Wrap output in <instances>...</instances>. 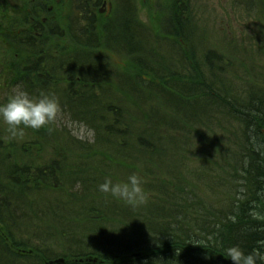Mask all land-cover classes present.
<instances>
[{
    "label": "rangeland",
    "instance_id": "obj_1",
    "mask_svg": "<svg viewBox=\"0 0 264 264\" xmlns=\"http://www.w3.org/2000/svg\"><path fill=\"white\" fill-rule=\"evenodd\" d=\"M106 2L112 12L106 7L101 14L102 4L87 8L78 0L73 9L67 2L61 6L63 17L57 20L56 14L48 21L47 14L38 23L31 21L38 27L31 34L36 46H31L26 39H15L21 31L22 1L0 0V105L17 85L32 97L37 89L54 94L61 104L53 123L24 129L23 137L12 139L0 122V202L6 200L0 204V264L6 263L2 257L7 264H22L15 255L35 245L52 262L64 264L72 254L119 252L123 237L109 235L118 218L113 208L122 201L98 190L106 179L125 181L135 173L145 180L147 202L121 205L129 224L133 211L158 219L159 204L173 210L174 202L184 209L206 203L223 211L244 194V125L228 102L234 109L243 108L264 94V0ZM86 10L90 13L85 21ZM52 31L64 36V55L51 47ZM85 43L92 48L85 49ZM84 53L100 68H87L89 74L79 78ZM197 73L205 83L194 91L196 96L188 95L199 101L185 93L197 85ZM162 75L166 81L172 76L183 81L164 87ZM148 132L154 133L148 140L160 147L157 157L146 147L137 148ZM119 150L132 153L136 161ZM54 164L56 174L47 171L45 185L37 184V169L51 170ZM14 165L33 168L28 185H22ZM160 180L170 186L164 188L168 195L160 190L162 197H154L150 186L159 190ZM180 181L188 193L173 202ZM152 198L154 203L148 201ZM14 241L28 247L19 248ZM29 258L23 257L27 264L41 262L34 255Z\"/></svg>",
    "mask_w": 264,
    "mask_h": 264
},
{
    "label": "trees",
    "instance_id": "obj_2",
    "mask_svg": "<svg viewBox=\"0 0 264 264\" xmlns=\"http://www.w3.org/2000/svg\"><path fill=\"white\" fill-rule=\"evenodd\" d=\"M21 1L20 10L23 13L22 18L18 23V27L21 28V31L19 32L20 35L18 37L17 35L19 33L17 34L16 32L15 39H26L32 44H30L31 46L35 45L33 40H31V34L36 32L33 29L34 23L32 24L31 21H36L38 23L40 18L44 15L47 16V14L48 21L52 20L49 15L56 14L55 19L57 20L60 17H63V14H59L61 6L67 2L69 3L70 8L73 9V3L78 2V0H61L60 4H57L55 0ZM80 2H84V6H87V8L92 5V2L89 0H80ZM103 2L104 0H94V3L98 6ZM49 8H52V10L50 11ZM87 12L88 10L84 12V19L87 17ZM42 27L41 29H43ZM52 34L53 36L50 39L51 47L56 49L59 54L64 55L65 48L62 45L64 43V36L57 31H52ZM81 34L87 37L85 33ZM42 35V38L46 39L44 37L46 35L44 33ZM100 38L102 40L104 36L97 37V39ZM44 43L45 41L41 44L42 48L44 47ZM17 45V47H22V45L18 43ZM84 47L85 49L89 48L86 43ZM48 48L50 49V45L47 46V49ZM91 48L92 47L89 49ZM58 56L59 55L57 54L56 57ZM81 56L82 58L80 60L82 61V68L84 69L85 67L86 70L83 71L82 69V71L79 72L77 70V72L79 73V78H85L89 74L87 68L91 71H97L96 69L99 67L98 64H94V58H91L88 53H84ZM60 57L62 59L64 56ZM53 59L55 60V55ZM212 59L213 56L210 55L208 60L211 64ZM10 68L13 72V65H11ZM197 76L198 80L195 83L197 85H193V91L189 93L185 92L186 96L190 97L192 100L194 98L188 94L193 93V96H196L197 93L194 91L200 87L199 85L205 83L203 76L198 73ZM162 77L163 78L160 77V81L164 87L170 86L177 81H183L176 76L170 77L169 81H166L163 75ZM209 89L210 87H208V91L205 92L207 96H210ZM34 94L38 97L41 93L37 89ZM216 98L224 100L223 98L220 99L219 96ZM194 100L199 101L198 99ZM249 101L250 103L248 102L243 108L239 107L236 109H234L230 105V102H228V107L232 111L237 112L236 114L238 117H241L239 120L244 125L242 137L246 144L244 147V171L241 175L247 184L242 186L244 189L243 195L245 200L240 199L238 201V198L232 200L233 202L230 206L226 205L225 208H223L224 210L222 209L223 211H220V205H212V207H210V205H207L206 203L205 205L197 204L195 207L193 204H190L189 208L184 209L182 205L174 202V200L181 198L180 195L183 193H188L187 187H185L180 181L178 183L176 182L175 190L171 197L174 202L173 210L159 204L160 213L162 215L158 219L152 217L145 218L142 214H139V212L133 211L132 213L130 210L131 217L133 218V220L130 221V224L128 221H125L124 214L126 213V209L121 206L122 204L129 205L122 201L120 204L114 206L115 209L113 208L114 212L117 211L119 218H117V220L121 226L117 229H115V226H112V229L110 230L114 236L118 238L123 237L121 238V241L118 242V245H120L119 252L108 255H96L95 252L92 254H72L66 256L65 264H232V261L227 255V250L233 247H238L245 255L255 253L257 255V264H264V94L258 95ZM221 102L225 103V101ZM148 133H150V135H146L147 137L144 136L135 143L137 148L146 147L147 150L153 151V155L156 156L160 147L154 144L152 140H148V138L151 139L152 134H154L153 132ZM36 145H38V142H36ZM119 152L125 154L126 159L130 162L136 161V158L133 157L132 153H126L120 150ZM148 168L149 167H147V169ZM13 169L15 174L18 175L19 180L24 181L22 185H28L30 183V172L32 173L33 168L29 170V166L28 168H24L23 166L16 167V165H14ZM51 170L50 168H38L35 177V179H37V184L41 183L42 185H45L44 177L47 171H50V174L52 173L53 177L57 171V164H54ZM158 175L155 174L156 178L160 179V176ZM156 183H159V190L156 189L157 186L151 185L149 192H153L154 197H160V190L165 192L166 190H164V188L170 186L164 180H160ZM146 185L147 184H145V186ZM166 193L167 192H165L164 195H168ZM5 201L6 200H2L0 204ZM148 201L154 203L155 200L152 198ZM180 202H182V199ZM2 206L3 205H0V208ZM228 207H230L229 210H227ZM2 215L4 217L6 216L5 213ZM146 222L147 227L144 226ZM139 227H141V231L138 230ZM59 232L62 233L61 231ZM143 234H147L148 237H142L141 235ZM77 235L78 236L76 237H83V239L86 240L91 238L88 236L89 234L77 233ZM111 239L107 240L110 244H112V241H110ZM14 242L19 245V248L28 247L24 242ZM28 248L30 249V252L29 250L24 249L23 251L26 253H20L19 256L14 254V259L23 261L22 264L28 263V259H23V257L29 258L31 255H34V258H40L41 262H38L39 264H48L55 260L49 258L45 252L41 253L40 251L43 249L41 246L36 247L35 245L34 247ZM4 249L7 253H11L9 248ZM5 250H3V255H6L4 252ZM133 254H140L141 256L140 258H137L134 257ZM34 258L31 259L33 260ZM1 259L6 262L5 264L8 263L6 258L2 257ZM81 259H84L83 263L79 261Z\"/></svg>",
    "mask_w": 264,
    "mask_h": 264
},
{
    "label": "clouds",
    "instance_id": "obj_3",
    "mask_svg": "<svg viewBox=\"0 0 264 264\" xmlns=\"http://www.w3.org/2000/svg\"><path fill=\"white\" fill-rule=\"evenodd\" d=\"M61 112L60 100L54 94L41 93L32 97L19 85L13 89V94L6 103L0 105V122L7 125L12 139L23 137L24 129L40 130L53 123ZM143 177L132 174L125 181L113 182L106 179L98 190L110 195L113 199L126 202L137 207L147 202ZM80 185L77 184V188ZM232 264H257L255 253L245 255L238 247L227 250Z\"/></svg>",
    "mask_w": 264,
    "mask_h": 264
},
{
    "label": "bare ground",
    "instance_id": "obj_4",
    "mask_svg": "<svg viewBox=\"0 0 264 264\" xmlns=\"http://www.w3.org/2000/svg\"><path fill=\"white\" fill-rule=\"evenodd\" d=\"M141 39V38H140ZM177 83H179L178 81L177 82H174L172 85H175V84H177ZM240 199H243V200H245L244 199V195H241V196H239L238 197V201L240 200ZM230 209V207H228V209L227 210H229ZM119 222H118V220H116L115 221V229H117L118 227H119ZM106 234V231H103V233H102V235H105ZM111 236H114L112 233H111ZM81 263H83V261H84V259H81V260H79Z\"/></svg>",
    "mask_w": 264,
    "mask_h": 264
},
{
    "label": "flooded vegetation",
    "instance_id": "obj_5",
    "mask_svg": "<svg viewBox=\"0 0 264 264\" xmlns=\"http://www.w3.org/2000/svg\"><path fill=\"white\" fill-rule=\"evenodd\" d=\"M104 4H102V8L100 9V13H104L106 11V6H104ZM43 21V20H42ZM46 22V21H45ZM34 31L38 30V27L36 28V25L33 27ZM39 33V32H38Z\"/></svg>",
    "mask_w": 264,
    "mask_h": 264
},
{
    "label": "water",
    "instance_id": "obj_6",
    "mask_svg": "<svg viewBox=\"0 0 264 264\" xmlns=\"http://www.w3.org/2000/svg\"><path fill=\"white\" fill-rule=\"evenodd\" d=\"M112 9V7H111V5L109 6V10H111ZM49 264H64V260H57V261H55V262H50Z\"/></svg>",
    "mask_w": 264,
    "mask_h": 264
}]
</instances>
